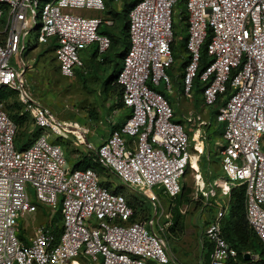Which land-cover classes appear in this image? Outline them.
Wrapping results in <instances>:
<instances>
[{"label": "built area", "instance_id": "1", "mask_svg": "<svg viewBox=\"0 0 264 264\" xmlns=\"http://www.w3.org/2000/svg\"><path fill=\"white\" fill-rule=\"evenodd\" d=\"M180 3L186 34L179 98H193L204 46L211 62L198 76L202 103L213 106L221 96L223 101L215 116L222 126L223 145L216 150L223 177L215 185H205L198 168L207 148V121L197 112L186 115L184 121L194 126L191 141L159 89L171 93L167 70L174 63V14ZM103 10V0H0V89L17 95L21 113L39 130L27 147L17 149V127L0 102V264H181L159 238L158 232L171 225V213L156 193L176 197L188 168L196 194L214 195L215 189L225 194L245 186L246 222L264 245V0H136L127 14L128 48L116 75L129 113L93 148L84 126L59 121L36 97L27 75L30 64L21 54L29 33L37 45L54 40L59 74L74 77L83 67L81 51L93 45L102 55L110 46L109 37L98 30L111 27L113 20L80 14ZM12 58L17 66L10 64ZM48 133L69 134L72 145L93 151L103 167L150 201L153 216L132 221L125 197L100 185L93 170L68 167L63 149L50 142ZM28 187L51 214L21 240L17 219L38 210L28 199ZM216 205L205 235L208 264H246L222 234L229 203Z\"/></svg>", "mask_w": 264, "mask_h": 264}, {"label": "rangeland", "instance_id": "2", "mask_svg": "<svg viewBox=\"0 0 264 264\" xmlns=\"http://www.w3.org/2000/svg\"><path fill=\"white\" fill-rule=\"evenodd\" d=\"M106 7L103 11H81L80 14L87 17H97L101 19L111 18L113 25L110 27L115 34L114 51L109 50L104 55H99L96 59L90 61L91 54L94 52V47L86 48L79 53V58L83 62V67L86 72L82 81L79 76L72 78H64L59 74L57 62L55 60L54 51L49 45H37L35 43V34L29 33L25 39V48L22 51L21 58L24 62L30 64V69L27 71L28 79H32L35 83V95L41 103L47 107L51 113L59 120L70 122L84 126L87 132V139L91 146H98L110 133L113 128L118 126L124 115V108L118 107V95L104 89L103 80L108 73L115 70L118 66L120 55L123 50L121 40V28L124 15L123 0H103ZM42 6V4H40ZM182 12H184L183 3H180L175 8L174 23L177 31V42L173 46L174 63L173 67L167 70V74L171 79V93L161 86L159 89L163 93L165 100L171 105L173 110L174 120L180 122L189 139L193 140V123L185 122L186 115L190 112H197L201 118L207 121L206 126V144L207 148L204 155L200 158L198 168L199 173L205 182V185L218 183V180L223 177L220 158L216 148L223 145L221 140L220 125L216 123L215 116L218 111V105L204 107L200 94H193L191 100L180 99L179 76L182 72L181 64L185 58L183 51L184 21ZM104 26H101L98 33L102 31ZM101 34V33H100ZM49 50V51H47ZM46 51V52H44ZM116 54V55H114ZM108 57L111 63L99 64ZM17 59V58H16ZM114 59V60H113ZM117 62V64L113 63ZM10 64L17 66L15 58H12ZM97 64L98 67H97ZM19 114L22 115L21 111ZM34 127L27 121L24 126L19 129V142L25 138V135L31 136ZM25 134V135H24ZM50 142L58 143L63 149L66 164L68 167H73L75 162L83 155L90 151L85 146L72 145V137L69 134H64L61 137L54 136L48 133ZM217 142V143H215ZM101 165V164H100ZM94 172L97 175L98 181L108 182V187L122 194L128 201L133 198L140 200L147 208L150 216H153L154 208L150 201L136 193L134 190L126 187L112 172L101 165ZM183 182L185 184V196L188 202H183L179 207L180 216L178 224L173 225L171 217V225L164 228L163 232H158L159 238L163 240L168 248V252L181 264H203V255L205 254L206 231L214 221V217L218 210L219 204L230 202L231 190L227 193H222L220 189H215V194L211 195L207 191L205 195L196 194L194 174L190 168L185 172ZM209 188V187H208ZM28 199L35 203L38 210L34 214H28L23 218H18L16 221V231L18 235H25L28 239L33 228L47 221L51 211L47 205L38 204L34 198L33 189L27 188ZM158 201L163 209L170 210L172 206L167 197L162 193H156ZM173 207L171 208L173 210ZM173 216V212H171ZM55 216V212L52 217ZM156 230V227H154ZM157 231V230H156ZM154 264V263H150Z\"/></svg>", "mask_w": 264, "mask_h": 264}, {"label": "trees", "instance_id": "3", "mask_svg": "<svg viewBox=\"0 0 264 264\" xmlns=\"http://www.w3.org/2000/svg\"><path fill=\"white\" fill-rule=\"evenodd\" d=\"M136 0H123V7H124V15L122 16L121 21L123 20L122 23V28H121V42L123 45V50L121 53H119L120 58H119V62L117 64V62L114 61L115 64H117L120 68L121 66V61H122V57L125 53V51L128 48V35H127V14L128 11L131 9V7L135 4ZM106 9V7H105ZM114 21V20H113ZM184 21V18H183ZM104 28L102 29V31L100 32L101 34H104L106 36L109 37L110 40V46L109 48L113 49L114 51V45H115V41L116 39L115 34L112 31V29L110 27H107L105 25H103ZM48 47L51 48L52 51H54L55 48V41L52 40L50 41L48 44ZM94 47V52L91 54V58L90 61H92L93 59L97 61V57L99 56L96 50V47ZM108 48V50H109ZM107 50V51H108ZM49 51V50H47ZM106 51V52H107ZM46 52V51H44ZM106 52L104 54H106ZM102 54V55H104ZM101 55V56H102ZM116 55V54H114ZM56 60V59H55ZM114 60V59H113ZM211 62V59L206 55L205 52V47H202L201 50V59H200V63H199V69H198V74L197 77L194 81V93L196 94H200L201 91V83L199 82L198 76L201 73V71L204 69L205 66H207L209 63ZM101 65L106 64V63H112V59L110 60L108 57H105L103 59V61H99L97 62ZM97 64V67L98 65ZM84 66V65H83ZM184 64H181V68L183 69ZM118 68V70H119ZM85 68H81V69H76L75 71V76H79L80 79L82 81H85L84 76L86 73ZM118 70H113L112 72L108 73V75L106 76V78L103 80V86L104 89L106 90H111L113 92H115L118 95L119 101H118V107H123L122 106V101H121V89L120 87L116 84V75ZM84 71V72H83ZM74 76V77H75ZM180 86V84H179ZM0 102L3 104L4 106V110L7 113L8 117L15 123L16 127H17V132H16V137H15V146L17 149H23L25 147H27L31 141L38 135V129H33L32 135L31 136H26L25 134V138H23V140H21V142H19V129H21L24 124H26L27 121H29L31 123L30 118L25 115L19 114V111H21V104L18 101L17 95L6 89H0ZM218 105V108L223 104L222 101V96L217 100V102L214 105ZM127 117V116H126ZM125 117V118H126ZM122 124V123H120ZM118 124V126L120 125ZM118 126H116L115 128H117ZM221 126V125H220ZM113 128V129H115ZM222 130V126L220 127V131ZM99 167H101L100 163L98 162V160L96 159V156L94 154L93 151H89L88 154L83 155L80 159H78L74 166L71 167L72 169H78V170H86V169H91V170H95L98 169ZM100 185L105 186L107 188L108 187V182H99ZM110 190H112L111 188H109ZM114 191V190H112ZM185 184L183 182L182 185V189L181 192L174 198H168V200L170 201L169 203L172 205L170 206V213L173 212V216L171 214L172 220H173V225H177L178 224V218L180 216L179 213V209L178 207L183 203V202H188V198L185 196ZM245 186H239L237 188H234L231 190L230 193V202H229V212L228 214L223 218L222 222H221V228H222V234L223 237L225 238V240L230 243L233 248H235V250L237 251L238 254V260L240 262L246 263V264H264V245L263 243L260 241V239L258 238V236L256 235V233L248 226L247 222H246V218H245V206H244V195H245ZM115 193H118L116 191H114ZM124 196V195H123ZM125 197V196H124ZM126 199V198H125ZM128 205L132 208L133 211V215L131 217L132 221L135 220H141L143 218H145L146 216H150L147 212V208L143 205V203L136 198H133L132 201H128L126 199ZM174 205L173 210L171 209ZM60 221V212L59 209H57L55 211V216L52 219V227H53V232L54 233H58V223ZM19 238L21 240H23V235L20 236L19 234ZM205 254L203 255V261L205 264H208L209 262V255H210V244H208L206 242L205 244ZM249 254L250 256H257L258 260L254 263H252L250 260H244V254Z\"/></svg>", "mask_w": 264, "mask_h": 264}, {"label": "crops", "instance_id": "4", "mask_svg": "<svg viewBox=\"0 0 264 264\" xmlns=\"http://www.w3.org/2000/svg\"><path fill=\"white\" fill-rule=\"evenodd\" d=\"M93 46V45H92ZM92 46H89L88 48H91ZM112 64V63H111ZM115 63H113V65H114ZM118 66V65H117ZM118 68H119V66L116 68V70H118ZM179 84H180V80H179ZM178 92L180 93V86H179V90H178ZM124 108V107H123ZM128 113H129V111L127 110V109H125L124 108V115H123V117H122V119L120 120V123H122L124 120H125V117L128 115ZM119 123V124H120ZM86 139H87V137H86ZM87 141H88V139H87ZM89 142V141H88ZM168 208V206L166 207V209ZM165 209V210H166ZM168 210V209H167Z\"/></svg>", "mask_w": 264, "mask_h": 264}, {"label": "water", "instance_id": "5", "mask_svg": "<svg viewBox=\"0 0 264 264\" xmlns=\"http://www.w3.org/2000/svg\"><path fill=\"white\" fill-rule=\"evenodd\" d=\"M243 257H244V260H249V258H250V255L246 253V254H244V256H243Z\"/></svg>", "mask_w": 264, "mask_h": 264}, {"label": "bare ground", "instance_id": "6", "mask_svg": "<svg viewBox=\"0 0 264 264\" xmlns=\"http://www.w3.org/2000/svg\"><path fill=\"white\" fill-rule=\"evenodd\" d=\"M191 164H192L193 167H196V164H195V162L193 160L191 161Z\"/></svg>", "mask_w": 264, "mask_h": 264}]
</instances>
